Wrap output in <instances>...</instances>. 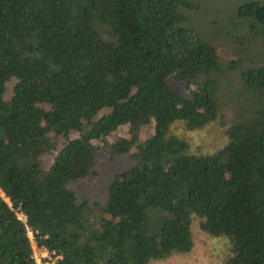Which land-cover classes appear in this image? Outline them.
<instances>
[{
    "label": "trees",
    "instance_id": "16d2710c",
    "mask_svg": "<svg viewBox=\"0 0 264 264\" xmlns=\"http://www.w3.org/2000/svg\"><path fill=\"white\" fill-rule=\"evenodd\" d=\"M192 1L0 0V264H38L31 239L48 264H147L192 247L191 214L231 239L226 264H264V61L239 65V117L221 147L191 153L169 133L220 110L217 47L182 24ZM235 5L232 26L264 44V0ZM124 123L131 135L103 145L134 164L95 212L68 183L96 173L94 140Z\"/></svg>",
    "mask_w": 264,
    "mask_h": 264
},
{
    "label": "rangeland",
    "instance_id": "374dc122",
    "mask_svg": "<svg viewBox=\"0 0 264 264\" xmlns=\"http://www.w3.org/2000/svg\"><path fill=\"white\" fill-rule=\"evenodd\" d=\"M238 1L193 0L192 7L183 9L186 18L182 24L216 45L218 59L222 66V70L216 74L219 80L217 94L221 102L217 117L202 127L194 129H188L181 119H176L170 124L169 133L185 139L189 144L188 151L191 153H210L226 142L225 128L231 121L239 117L240 111L235 106L242 102L237 91L239 65L264 61V44L255 37H245L243 25L232 26L233 9ZM216 19L217 21H214ZM235 21L237 22V20ZM242 38L244 40H241ZM254 56L255 58H253ZM230 61L232 63L236 61L237 64L231 66ZM15 81L14 77L7 81L6 98L11 96ZM170 85L175 91L184 90L183 81H171ZM228 94L233 96L234 101L231 99L229 101ZM104 111L106 109L100 110L98 115ZM152 131V124L142 125L139 127L137 135L144 138L149 136ZM131 132L130 125L124 123L103 139H95L94 144L97 146V150L94 169L96 173L72 179L68 183V186L76 193L79 202L88 201L93 204L96 201L98 203L99 207L93 208L95 212H98V209L106 203L108 187L114 174L134 164V160L128 153H120L110 159L109 148L103 144L113 141L117 136H130ZM75 135H77L76 130L69 131L70 137ZM55 141L56 147L47 150L39 158L40 167L43 169H47L51 164L54 153L62 145L64 137L58 135ZM190 219L192 247L188 251H175L166 257L151 258L147 264H226L227 257L231 253V239L226 235H211L204 231L200 226V217L197 214H191ZM29 236L32 238L31 232H29ZM31 242L37 263L47 264L48 261L43 259L48 254L47 250L37 247L33 239Z\"/></svg>",
    "mask_w": 264,
    "mask_h": 264
},
{
    "label": "built area",
    "instance_id": "2783aa9c",
    "mask_svg": "<svg viewBox=\"0 0 264 264\" xmlns=\"http://www.w3.org/2000/svg\"><path fill=\"white\" fill-rule=\"evenodd\" d=\"M18 215L20 218L25 219V215L20 211L18 212ZM30 232V231H29ZM48 264V263H47Z\"/></svg>",
    "mask_w": 264,
    "mask_h": 264
}]
</instances>
